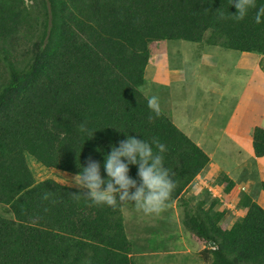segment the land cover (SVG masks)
Returning a JSON list of instances; mask_svg holds the SVG:
<instances>
[{
  "label": "trees",
  "instance_id": "trees-1",
  "mask_svg": "<svg viewBox=\"0 0 264 264\" xmlns=\"http://www.w3.org/2000/svg\"><path fill=\"white\" fill-rule=\"evenodd\" d=\"M235 11L230 0H0V264H137L122 203L93 205L84 189L38 181L30 161L76 174L90 156L103 165L124 132L156 137L174 181L166 204L182 199L210 157L159 103L158 112L148 107L150 46L184 40L257 54L264 72V23H255L256 8L240 21ZM252 136L263 158L264 128ZM129 175L139 182L135 166ZM215 183L227 195L237 188L224 172ZM254 193L242 191L246 214L230 227L219 199L208 209L206 200L182 203L211 264H264V208Z\"/></svg>",
  "mask_w": 264,
  "mask_h": 264
},
{
  "label": "rangeland",
  "instance_id": "rangeland-1",
  "mask_svg": "<svg viewBox=\"0 0 264 264\" xmlns=\"http://www.w3.org/2000/svg\"><path fill=\"white\" fill-rule=\"evenodd\" d=\"M150 47L154 53L145 74V95L156 96L161 109L212 158L202 178L208 187L199 195V188L189 192L191 205L195 206L198 199L210 202L219 198L217 208L228 209L225 225L230 227L245 214L238 205L242 187L249 191L253 182L264 179V167L260 165H264V159L255 158L252 145L241 149L252 139L255 127L264 128V72L258 65L261 56L184 40L157 42ZM247 57L250 64L245 66ZM234 133L242 135L241 145L232 144ZM30 166L38 181L51 178L78 187L72 183L73 174L45 168L34 160ZM224 171L245 183L231 197L222 186L212 183ZM261 198L255 201L264 204ZM122 205L137 264H211L210 253L205 251L208 244L181 227L185 214L181 204L173 202L159 213L148 215L132 202Z\"/></svg>",
  "mask_w": 264,
  "mask_h": 264
},
{
  "label": "clouds",
  "instance_id": "clouds-1",
  "mask_svg": "<svg viewBox=\"0 0 264 264\" xmlns=\"http://www.w3.org/2000/svg\"><path fill=\"white\" fill-rule=\"evenodd\" d=\"M230 5H234L236 9L235 12H230L231 17L234 20H243L248 15L251 8H256L254 16L255 23H264V4L256 7L255 0H230ZM148 107L153 111L158 112L159 105L156 96H152L148 100ZM80 128L81 131L85 132L90 137H92L96 131H89L84 125H81ZM124 134L125 139L119 141L118 144L110 145V151L104 153L103 165H101L100 161L93 159L91 156L87 159L86 164H77L80 171L73 174L75 176L73 177L72 183L78 187L73 186V188L86 190L83 191V194L93 205L115 207L118 203L132 202L138 210L146 215L159 213L165 206L172 204L173 202L182 205L185 201L191 205L193 198L188 196V193L194 187L196 182L198 183L200 181L197 180L198 177L202 176L201 178H203L207 169L194 179L188 190H186L182 196V199L174 200L173 202L166 204L174 188V181L172 180L169 169L164 166L163 154L167 151L166 145L156 137H153L149 141L144 138H137L136 136L129 135L125 132ZM197 145L204 150L203 146L200 144ZM97 150L102 151V149ZM130 166L136 167V177L139 178V182L136 178L129 175ZM101 167H103L105 173L103 176L101 174ZM216 179H214L212 183H215ZM215 184L220 185L217 183ZM208 190L206 192L209 194V197L213 198L210 196L211 191L209 190V192ZM242 191H245L244 188H242ZM49 195V192H45L43 198L48 199ZM214 199L219 198H213V200ZM197 202L193 204L196 205ZM206 204L207 202L205 203L204 208L208 209L210 205L206 208ZM181 227L184 230H188L184 223ZM213 247L214 245H211L210 242V248Z\"/></svg>",
  "mask_w": 264,
  "mask_h": 264
},
{
  "label": "crops",
  "instance_id": "crops-1",
  "mask_svg": "<svg viewBox=\"0 0 264 264\" xmlns=\"http://www.w3.org/2000/svg\"><path fill=\"white\" fill-rule=\"evenodd\" d=\"M255 62V61H254ZM248 64H250V58H248L247 57V59H245V61H244V65L245 66H247ZM171 71V70H170ZM223 93H225V91L223 92ZM263 109H264V107H263ZM236 137L235 138V141H236V143L238 144V145H241V142H242V135L241 134H236V133H234V134H232V138H234V137ZM247 143H245V146L243 147V148H246V147H248L249 145H251L252 144V139H250V141L248 140V141H246ZM199 144V143H198ZM201 145V144H200ZM202 146V145H201ZM210 156V155H209ZM210 158H211V156H210ZM256 158V157H255ZM257 159V158H256ZM258 159H261V158H258ZM263 159H264V157H263ZM211 162H212V158H211ZM260 165H262L263 167H264V165L263 164H261L260 163ZM225 172V171H224ZM227 173V172H226ZM257 173L259 174V172H258V169H257ZM228 174V173H227ZM229 175V174H228ZM230 176V175H229ZM202 176H200V177H198V179L197 180H200L198 183L196 182V184L194 185V187L192 188V189H195V191H197L198 190V188L200 189V192H198V195H199V193H201V190H203L204 189V187H208V184H207V182L205 181V180H203L202 178H201ZM236 183H237V187L240 185V184H245V183H243V182H238L236 179H234L232 176H230ZM262 181H264V179L262 180V177H260L256 182H253L252 184H251V189L249 190V191H246V192H248V193H252V192H254L255 191V193L254 194H256V198H258V197H262L261 199L263 200V202H264V191H257V190H254V186H256V184L257 183H259L260 184V182H262ZM217 186H220V185H217ZM222 188H223V186H222ZM242 188H245V187H242ZM191 189V190H192ZM190 190V191H191ZM206 190H207V188L205 189V192H206ZM222 190V189H221ZM234 192H235V190H234ZM233 192V193H234ZM241 193H242V190L240 191V195H241ZM261 193H262V195H261ZM260 195V196H259ZM188 196H190V197H192L189 193H188ZM227 196H232V195H227ZM254 198V197H253ZM203 199H206V198H203ZM198 200H202V199H198ZM240 200H241V197H239V201H238V205H239V203H240ZM206 201H207V203H211V201L209 202L208 201V199H206ZM260 204V203H259ZM261 206H263L264 204H260ZM218 207V206H217ZM216 207V209L217 210H226L227 211V213H226V217L228 216V214H229V212H228V209H226V208H223V209H218ZM241 210H245V214H246V209L245 208H242L241 207ZM244 214V215H245ZM243 216V215H242ZM234 223V222H233ZM233 223H232V225H233Z\"/></svg>",
  "mask_w": 264,
  "mask_h": 264
},
{
  "label": "water",
  "instance_id": "water-1",
  "mask_svg": "<svg viewBox=\"0 0 264 264\" xmlns=\"http://www.w3.org/2000/svg\"><path fill=\"white\" fill-rule=\"evenodd\" d=\"M211 245H214V243H213V242H211Z\"/></svg>",
  "mask_w": 264,
  "mask_h": 264
}]
</instances>
